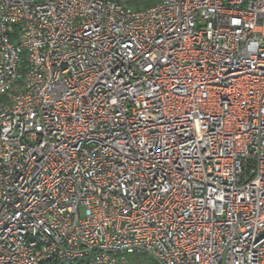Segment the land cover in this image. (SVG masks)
Instances as JSON below:
<instances>
[{"label":"built area","instance_id":"built-area-1","mask_svg":"<svg viewBox=\"0 0 264 264\" xmlns=\"http://www.w3.org/2000/svg\"><path fill=\"white\" fill-rule=\"evenodd\" d=\"M0 0V264H264V0Z\"/></svg>","mask_w":264,"mask_h":264},{"label":"trees","instance_id":"trees-1","mask_svg":"<svg viewBox=\"0 0 264 264\" xmlns=\"http://www.w3.org/2000/svg\"><path fill=\"white\" fill-rule=\"evenodd\" d=\"M158 0H142L141 3H138L136 6H150L154 3H156ZM145 259L143 261L139 259L137 255H135L133 258H124L121 260L118 264H145ZM76 264V263H71Z\"/></svg>","mask_w":264,"mask_h":264},{"label":"rangeland","instance_id":"rangeland-1","mask_svg":"<svg viewBox=\"0 0 264 264\" xmlns=\"http://www.w3.org/2000/svg\"><path fill=\"white\" fill-rule=\"evenodd\" d=\"M135 255H137L139 257V259H141L143 261V259L146 258V255L144 253H140V254H126L124 258H133ZM51 264H55V263H51Z\"/></svg>","mask_w":264,"mask_h":264}]
</instances>
